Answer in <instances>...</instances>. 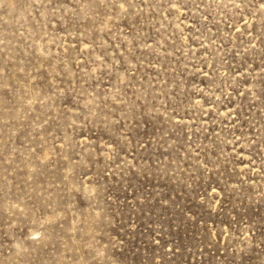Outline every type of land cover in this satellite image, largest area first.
<instances>
[{
	"label": "rangeland",
	"instance_id": "rangeland-1",
	"mask_svg": "<svg viewBox=\"0 0 264 264\" xmlns=\"http://www.w3.org/2000/svg\"><path fill=\"white\" fill-rule=\"evenodd\" d=\"M0 264H264V0H0Z\"/></svg>",
	"mask_w": 264,
	"mask_h": 264
}]
</instances>
